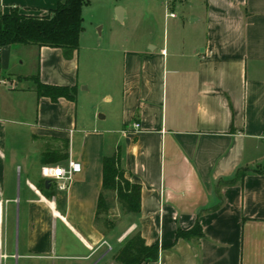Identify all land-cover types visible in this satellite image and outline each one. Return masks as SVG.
Wrapping results in <instances>:
<instances>
[{
    "label": "crops",
    "instance_id": "1",
    "mask_svg": "<svg viewBox=\"0 0 264 264\" xmlns=\"http://www.w3.org/2000/svg\"><path fill=\"white\" fill-rule=\"evenodd\" d=\"M154 1L141 17L154 15ZM57 2L0 0V14L15 6L42 15ZM161 4L163 27L108 42L94 89L79 76L80 46L70 59L59 48L0 46V199L5 212L10 203L19 212L1 264H118L112 254L137 231L159 245L157 259L142 264H264V172L251 170L264 166V0ZM37 72L43 83L75 85V100L39 96ZM80 95L90 102L82 115ZM117 147L141 186V208L125 212L106 191L108 211L96 216L102 158ZM69 159L81 169L59 190L41 167ZM238 168L249 170L227 183ZM195 224L198 236L176 237Z\"/></svg>",
    "mask_w": 264,
    "mask_h": 264
},
{
    "label": "trees",
    "instance_id": "2",
    "mask_svg": "<svg viewBox=\"0 0 264 264\" xmlns=\"http://www.w3.org/2000/svg\"><path fill=\"white\" fill-rule=\"evenodd\" d=\"M89 0H58L56 6L47 13L29 14L12 6L7 12L0 14V46L25 44L37 47L47 46L59 48L65 59H70L79 48L80 35L83 32L82 9ZM39 96H47L52 101L64 97L74 101L77 87L43 83L38 72L31 77ZM53 151H45L43 155L48 160ZM58 156V155H57ZM59 158L61 155L58 156ZM249 169L238 168L234 177L225 180L233 183L243 178ZM252 171L264 172V166L257 165ZM112 191L121 208L125 212L137 213L141 208V186L132 182L121 165L120 149L117 147L111 155L102 158V183L97 199L96 216L105 214L108 207L105 204L104 192ZM114 222L105 220L104 227L111 229ZM200 228L195 224L191 230L178 229L176 237L198 236ZM159 245H147L139 231L130 235L124 243L112 254L118 264H142L157 259Z\"/></svg>",
    "mask_w": 264,
    "mask_h": 264
},
{
    "label": "rangeland",
    "instance_id": "3",
    "mask_svg": "<svg viewBox=\"0 0 264 264\" xmlns=\"http://www.w3.org/2000/svg\"><path fill=\"white\" fill-rule=\"evenodd\" d=\"M163 2L164 0H155L153 2L154 5H151V8L152 6L154 7L155 13L150 18L149 16L141 17V11L147 7V0H89V4L83 7L82 24L84 30L79 39V76L84 77L87 83H90L92 89L98 87L103 78L104 71L102 69L104 65H102V62L104 63L106 57L110 55L106 50L108 42L113 46L117 45L122 42V38L136 35V28L137 30H142L146 26L151 25L163 27L165 23V7L161 4ZM165 3L167 5V2ZM121 4L126 5L127 9ZM116 6H122L127 12V18L123 22L118 21L114 16ZM174 11L178 18L184 17L180 7H174ZM98 42H100L99 45L97 44ZM94 46L95 49L92 50L91 47ZM27 53L25 51V56ZM78 102V112L82 115L84 110L90 106V102L89 100L85 102L82 95L78 97ZM85 126L87 127L85 128L86 130L93 129L89 128L87 124ZM14 179L16 184V172ZM6 215L2 236L10 252L14 249L15 240L19 233V212L13 203L8 205ZM6 264H15V257H9Z\"/></svg>",
    "mask_w": 264,
    "mask_h": 264
},
{
    "label": "built area",
    "instance_id": "4",
    "mask_svg": "<svg viewBox=\"0 0 264 264\" xmlns=\"http://www.w3.org/2000/svg\"><path fill=\"white\" fill-rule=\"evenodd\" d=\"M169 15L174 16L173 12H169ZM134 129L139 128V122H134L132 124ZM81 169L80 163L78 161L69 159L66 166H49L44 165L41 167V175L52 181L57 189L59 190H66L73 178L75 172H79ZM7 200L0 199V264L4 261L8 255L3 249L4 246V239H3V225H4V218L6 215L5 208L3 207L4 203Z\"/></svg>",
    "mask_w": 264,
    "mask_h": 264
},
{
    "label": "water",
    "instance_id": "5",
    "mask_svg": "<svg viewBox=\"0 0 264 264\" xmlns=\"http://www.w3.org/2000/svg\"><path fill=\"white\" fill-rule=\"evenodd\" d=\"M115 17L118 21L122 22L123 21V7L121 6H116L115 10ZM46 187H50V182L49 180H46L45 182Z\"/></svg>",
    "mask_w": 264,
    "mask_h": 264
}]
</instances>
